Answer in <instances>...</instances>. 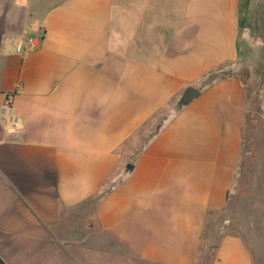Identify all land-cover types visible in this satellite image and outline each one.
Instances as JSON below:
<instances>
[{
	"label": "crops",
	"instance_id": "0c3cea01",
	"mask_svg": "<svg viewBox=\"0 0 264 264\" xmlns=\"http://www.w3.org/2000/svg\"><path fill=\"white\" fill-rule=\"evenodd\" d=\"M41 1L0 0V264H264V0Z\"/></svg>",
	"mask_w": 264,
	"mask_h": 264
},
{
	"label": "rangeland",
	"instance_id": "374dc122",
	"mask_svg": "<svg viewBox=\"0 0 264 264\" xmlns=\"http://www.w3.org/2000/svg\"><path fill=\"white\" fill-rule=\"evenodd\" d=\"M37 1L39 0H35V2ZM56 1L57 0H42L40 4H37V14H38L37 17L41 16L44 10ZM88 212H91V210ZM212 223L213 221L211 219H208V224L211 225ZM214 226H215L214 230L216 233L217 231L219 233H222L223 229H222V224H221L220 219L215 222ZM215 240H217L216 237H215ZM210 242H211V237L205 234V237L202 241L201 249H200L202 264H212L213 259L216 257L217 244L215 243L214 245H212Z\"/></svg>",
	"mask_w": 264,
	"mask_h": 264
},
{
	"label": "built area",
	"instance_id": "2783aa9c",
	"mask_svg": "<svg viewBox=\"0 0 264 264\" xmlns=\"http://www.w3.org/2000/svg\"><path fill=\"white\" fill-rule=\"evenodd\" d=\"M0 125L8 134L17 131L21 126V121L15 114L13 100L11 98H7L0 108Z\"/></svg>",
	"mask_w": 264,
	"mask_h": 264
},
{
	"label": "water",
	"instance_id": "95a60500",
	"mask_svg": "<svg viewBox=\"0 0 264 264\" xmlns=\"http://www.w3.org/2000/svg\"><path fill=\"white\" fill-rule=\"evenodd\" d=\"M200 91L194 87H187L181 98L178 100V106L182 107L189 104L193 99L198 97ZM127 168L132 169L131 164L127 165Z\"/></svg>",
	"mask_w": 264,
	"mask_h": 264
}]
</instances>
